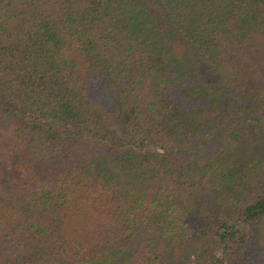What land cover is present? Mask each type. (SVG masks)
<instances>
[{
	"label": "trees",
	"instance_id": "1",
	"mask_svg": "<svg viewBox=\"0 0 264 264\" xmlns=\"http://www.w3.org/2000/svg\"><path fill=\"white\" fill-rule=\"evenodd\" d=\"M190 262L264 264V0H0V264Z\"/></svg>",
	"mask_w": 264,
	"mask_h": 264
},
{
	"label": "rangeland",
	"instance_id": "2",
	"mask_svg": "<svg viewBox=\"0 0 264 264\" xmlns=\"http://www.w3.org/2000/svg\"><path fill=\"white\" fill-rule=\"evenodd\" d=\"M220 256H221V254H220ZM190 264H195L194 262H190Z\"/></svg>",
	"mask_w": 264,
	"mask_h": 264
}]
</instances>
